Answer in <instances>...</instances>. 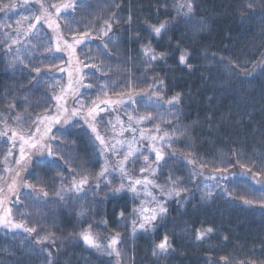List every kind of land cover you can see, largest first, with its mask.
<instances>
[{"label":"trees","instance_id":"obj_1","mask_svg":"<svg viewBox=\"0 0 264 264\" xmlns=\"http://www.w3.org/2000/svg\"><path fill=\"white\" fill-rule=\"evenodd\" d=\"M11 1L0 0V7ZM63 1L41 0L46 6L51 3L61 5ZM32 2V8L40 14L39 3L37 0ZM249 3L254 6L247 7ZM177 5L178 0H86L75 7L65 21L55 15L54 9L51 10L52 19L60 25L59 33L69 41L74 33L90 31L95 35L105 21L113 25L110 35L119 34L114 48L109 45L105 49L98 37L94 40L86 38L83 44L75 46L71 60L68 49L61 51L64 56L60 55L65 61L63 73L65 75L74 66L76 71L79 69L77 79L83 76L85 84L94 81L92 88L81 87L79 93H92L96 88L105 86L106 97L112 100L126 99L129 91L133 95L142 94L163 80L161 95L171 98L177 93L181 94L180 118L175 125L193 129L187 138L175 137L173 140L172 148L179 152L178 155L184 157L191 152L210 162L209 167L204 168L210 172H214L212 165L219 166L223 160L227 172L233 174L240 169L245 170L251 175L256 173V178L264 182V75L260 74L259 66L253 68L261 61V53H264V3L261 0H194V19L187 24ZM162 23H166L167 28L157 37L153 27ZM201 23L203 30L194 32L192 25ZM43 24L55 40L58 33L49 29L45 21ZM146 45L157 53H164V59L152 61L149 66L146 63L148 58L143 54ZM109 52L111 54L107 55ZM184 52L189 54L191 71L179 63V57ZM221 57L224 63L244 67L235 69L238 75L230 77L224 63L220 62ZM77 58L82 63L77 64ZM87 64H95L107 71L102 73L95 67H85ZM245 67L253 72L252 76L244 74ZM24 73V70L19 73L12 71L4 52L0 51V115L8 116L14 112L30 119L49 115L44 106L51 109L55 105L49 87L41 82L38 91L29 92L30 85ZM222 78L228 79L232 87L221 89L219 84ZM21 80L24 85L16 91L17 82ZM19 92L25 93L27 99ZM120 93L125 95L121 96ZM210 96L214 97L211 101ZM10 103H15L16 108H9ZM112 116L110 112L105 113V123ZM228 116L231 119L225 120L224 117ZM72 119L68 126L63 127V121L52 125L50 135L55 134L58 138L48 142L52 144L54 152L70 157L73 168L88 173L90 183H97L101 181L100 178L97 181L93 176L100 173L102 160L89 132L78 119ZM47 122L48 125L50 121ZM47 125H42L41 131ZM72 125L77 127L73 128ZM100 130L102 135L108 136L109 127L105 129L100 125ZM62 133L63 140L60 139ZM6 139L5 136L0 138V168L4 166L2 161L9 150H19V143L13 147ZM32 150L33 155L22 166V180L45 186L49 192L48 199L55 200L57 197L53 193L62 186L61 176L57 173H63V186L66 188L72 175L68 171L69 165L57 156H49L46 150ZM236 152H239V156ZM43 155L46 159H41ZM167 161L163 165V172H160L161 180L167 182L170 175L174 179L179 178L182 187L188 193L192 191V197L183 203H169L167 218L163 222L157 221L158 227L154 231H136L133 235L131 216L132 209L136 208L134 199L124 190L113 194L103 185L97 190H88L87 195L83 194L84 198L78 202L70 201L63 207L50 205L42 209L46 215H33V221L39 220L40 225L51 228V217L55 210L57 227L52 230L60 237L57 243L63 245L60 264H112L111 258L90 250L78 238L77 234L87 229L89 224L100 242L107 243L111 236L120 233L122 243L118 244V248L123 252L121 264H251L252 261L258 264L264 259V207L260 206L264 200V190L249 178L234 175L232 182H226L227 195L218 194L209 203H203L194 194L189 166L173 158ZM16 165L19 166L15 162ZM81 165L84 166L82 169ZM30 191L23 187L19 192L21 202L9 203L14 215L17 209L33 213V209L26 207L30 200L23 196ZM245 199L254 203L246 205ZM14 200L15 197L11 201ZM81 204L90 208L84 217L75 214ZM122 209H126V221L117 219ZM15 218L19 219V216ZM102 220H107V224L101 223ZM209 227L214 231L198 241L197 233ZM7 234L11 236L0 233V264H12L5 250L17 246L19 239H14L11 232ZM70 234L73 237L71 242L66 239ZM165 235L175 251L157 259L152 255L153 247ZM28 264L42 262L32 258Z\"/></svg>","mask_w":264,"mask_h":264},{"label":"snow or ice","instance_id":"obj_2","mask_svg":"<svg viewBox=\"0 0 264 264\" xmlns=\"http://www.w3.org/2000/svg\"><path fill=\"white\" fill-rule=\"evenodd\" d=\"M27 2V0H26ZM264 3V0H261ZM39 3L40 14L34 17L36 23H30L28 26L27 36L29 37V43L32 45L31 47L25 46L23 49L24 54L21 55L22 49L19 47H15L17 44H20L21 41L19 39V31H17V36L13 37L10 33L5 32L4 38L0 39V51H3L6 56H9V68L16 69L18 65H22L23 69H27L28 71L24 73L25 78L28 81L30 87L28 88L29 92L38 91L41 81L45 79L44 76L41 75L44 68L41 66L43 65V60L39 62V64L34 63L36 59V52H39L40 48L43 46L42 44H37L35 41L36 33L33 32V29L36 28V24L40 23L41 20H44L47 23L48 28L52 29L53 31L57 32V36L55 37V52L64 51V49L69 50V59L71 60L72 55L75 54V46L83 44L86 38L95 39V38H103L107 37V40H102L103 47L105 49L109 48V45H112L113 48L116 46V42L119 40V34L112 33V23L109 21L104 22V26L100 28L99 33L93 35L90 31H84L79 34H73L71 41L65 39L62 34L59 33L60 25L56 23L52 19V11L55 10V15L59 17L61 9L67 7L75 8V3L71 4H57L51 3L47 6L41 2V0H37ZM118 6V5H117ZM254 5L249 3L247 7L252 8ZM178 8L183 9L186 8L187 11L183 13L186 17L184 23L187 24L189 21L194 19V0H183V2L178 4ZM113 17H115V13H113ZM24 19H28V17H24ZM128 21H131V16L128 17ZM20 21H17V24H20ZM5 27L11 28L12 25H6ZM69 30L71 31V25L68 26ZM194 32H199L203 30V24H193L192 25ZM167 28L166 23L159 24L158 26L153 27V32L157 37H160L162 32H164ZM52 53L53 47L51 43H49L46 47H44V52H40V55L43 56L44 53ZM111 53H107L110 55ZM143 54L147 57L146 63L150 66L152 61L157 59H164V53H157L150 45H146L143 48ZM188 53L184 52L179 57V63L189 69L191 71L192 65L188 62ZM262 59L258 62V64H254L253 68L257 66L261 69V75H264V53H261ZM91 59V57H89ZM221 63H224V58L221 57ZM82 63L77 58V64ZM85 67H95L97 71L105 73L107 69L99 67L95 64H87ZM224 67L230 77L237 76L238 73L235 71L238 67H244L243 65H238L236 63H224ZM48 71H51V66L48 67ZM60 71H64L63 68L59 69ZM35 73V75H32ZM244 74L246 76H252L253 72L248 68H244ZM69 75V87L72 84L73 73L70 71ZM77 75H79V69H77ZM94 75V74H93ZM211 79V77H209ZM77 84L81 87L85 88H92L94 85L93 82H89L87 84L84 83L83 76H79L77 79ZM160 85H163L164 81L160 80L158 82ZM18 88L16 91L19 90L20 86L24 85V81H18ZM221 89L231 88L232 84L228 79L222 78V82L219 84ZM162 89H157L156 95L157 100L154 104V108L156 109H164L166 113L164 119L171 123V120H179V113L180 108L179 104L181 101V94L177 93L171 98H166L165 96L161 95ZM100 93L98 94L96 99L91 100L88 104H85L83 101H79V108L72 109L71 113L69 114V110L67 107L64 106L61 101L64 99L63 96H54L57 101V113L55 115H43L37 116L35 120H29L22 114H16L14 116V123L15 127L8 128L7 132H0V137L8 136V132L11 133L8 136V140L12 142L13 147L16 146L17 138H19V153L20 157L16 161L17 164H20L22 161H26L25 146L27 145L28 148L36 149L38 151H47L49 156H57L59 159L65 161L66 164L69 165L68 171L72 173V175L68 178L69 183L65 188L63 186V173L58 172L57 175L61 176V183L62 186L59 191H55L53 194L57 197L55 200H49V192L45 190V186L43 185H34L29 183L27 179L22 181V186L32 191L28 192L26 195L30 200V203L26 204V207L33 209V213H28L25 211H21L17 209L16 214H13V209L11 207H6L5 205L11 201V197H15L14 203L21 202V196L16 191V182L13 181L11 185H8L7 193H5L3 188H0V209H2V214H0V228L7 230L8 232L13 233L14 239L19 237L17 240V246L9 247L6 249L7 257L10 258L12 264H28V261L32 258H36L42 262V264H60V252L63 247L62 243L58 244L57 241L59 240V236L57 235L55 229L57 227L56 224V216L55 210L53 209V215L51 217L52 225L51 228H45L40 225L39 220L33 221V215L40 217L42 215H46V213L42 212V209L48 208L50 205H57V206H66L69 201L72 200H82L84 196L87 195V191L85 186L89 183V174L85 171H77L76 168L71 166L70 157L64 156L61 153H57L53 151V146L48 141H55L57 140V136L52 133V125L60 124L63 121V125L68 126L71 124V118L76 117L78 115H82L84 119V123L88 125L91 133L94 136L95 141L99 142V153L101 156L106 155L108 152H112L113 154L120 156L117 162L113 164V169L118 170L121 173L122 180L126 181V183L122 182L119 187L112 188L111 191L113 194H118L123 190H127L132 193H136L139 195L140 192H143L145 195L150 197V200L147 204L151 206H146L145 202H141V204L132 209V226H133V235L137 231V229L142 231H154L158 225L157 221L163 222L167 218L168 207H167V200L173 198H179L183 192H186L187 189L182 187V182L179 178H173L171 175L168 177V181L161 185L156 183L155 179H150L145 176H141L140 178H134L132 175L129 174L128 169L132 167L136 160L139 158L138 156V149L134 148L133 145L136 143L135 135H133V139L130 142H127V150L125 152H120L116 149V144H124L125 141L122 140H115V143L110 141L106 138L105 135L101 134L100 125L104 124L105 129H107L108 125H112V121L109 120L107 123L104 121V117L100 116L101 112L107 111L108 108H101L100 105H107L111 107L114 104L123 105L126 103L125 100H117L113 101L111 99H106L104 97L107 96V92L104 91V86L100 87ZM11 94V92H10ZM20 96H24L27 99V95L23 92H19ZM76 95H79L78 90ZM121 96L125 95L124 93H120ZM128 100H132L131 92L127 93ZM214 99V97H209V101ZM164 105H168L167 108H164ZM9 108L15 109L16 104L10 103L8 105ZM45 112H51V109L45 105ZM115 110V109H113ZM67 114V115H66ZM225 120H230L231 117H224ZM44 120L50 121V123L41 131L40 124L43 123ZM129 122L133 121V116L128 115ZM146 120H153V116L151 113L143 116H136L135 123L129 124L128 128L121 129V135L124 131H131L133 134L137 131L136 125L142 124ZM122 125V121H118ZM33 126H35V130L33 131ZM72 127H77V125H72ZM115 125H112V128L115 129ZM193 129L189 127H179L178 125H173L171 130L164 131L161 135V129L157 125L155 127L154 133H149L148 138L151 140V143L148 145V149L151 153L155 154V159L150 160L149 155L139 153V155H143V159L145 162L146 167H141L140 172L141 174L148 172L151 177H155L157 171L163 172V165L168 163L167 159L165 158V154L163 152V146L166 144L168 147H172L173 138L174 137H185L191 135ZM57 132H60V129H57ZM71 134V133H69ZM140 138L143 140L145 139L144 132L140 131ZM60 139L63 140V133L60 136ZM157 141H161V144H158ZM59 147V145H57ZM239 156V152L235 153ZM8 155H11V150H9ZM169 155H174V153H170ZM184 160L187 161L189 165H192V169L190 171V179H194L196 176H204L205 180H212L216 181L217 183L214 185H209L207 183L204 184V191L201 194V200L207 201L213 196V192L217 185L219 184L220 180L227 179V176H220L217 177L215 175H205L203 172L204 168L209 167L210 162L203 161L196 155H193L191 152L188 155L182 157ZM7 160V157H5ZM224 161L221 160L220 165H212L214 172L219 173H226L227 168L223 166ZM26 166V165H25ZM81 169L84 167L83 165L80 166ZM199 169V170H197ZM7 171V169H6ZM108 171V164L102 167L100 173L97 176H93V179L99 181L100 177H103L105 173ZM251 172V168L248 169ZM20 172H16V176H19ZM256 173H253L255 176ZM99 182L96 184V188H99ZM157 189L159 191L160 197H165V199H160L158 196L154 195L152 191L149 189ZM91 190V189H88ZM76 192V193H83L84 196H76V197H68L65 199V192ZM224 192L227 190L224 189ZM10 194V195H9ZM178 203L180 201L178 200ZM244 203L246 205H252L254 201L245 199ZM261 207H264V200L260 203ZM126 209L120 210L117 219L119 221H126L125 217ZM90 212V208L83 204L80 205L79 209L76 210L75 214L78 217H84L86 214ZM15 216H19V219H16ZM101 223L107 224V220H102ZM38 228L40 229L38 231ZM213 228L209 227L202 232H198L196 235V239L202 240L206 235H210L213 232ZM21 233L27 235H20ZM60 235H63L61 233ZM78 238L82 240L89 248L96 249L97 251L101 252L103 255L106 256H115L116 257V264H121V258L123 256V252L117 247L118 244H121L122 241L120 239V233H116V235L111 236L109 242L105 245L98 241L97 237L92 232V225L89 224L88 228L79 232ZM72 234L66 239L71 242ZM227 239V237H225ZM175 249L169 243L168 236L165 235L163 240L159 243L155 244L153 247L152 255L157 259L169 256ZM222 259H227L223 258ZM251 264H257L256 261H252ZM258 264H264V259L260 260Z\"/></svg>","mask_w":264,"mask_h":264},{"label":"rangeland","instance_id":"obj_3","mask_svg":"<svg viewBox=\"0 0 264 264\" xmlns=\"http://www.w3.org/2000/svg\"><path fill=\"white\" fill-rule=\"evenodd\" d=\"M86 0H64L63 4H71V3H75L76 7L85 3ZM183 2V0H178V4ZM32 0H13L11 1L9 4L0 7V39L4 38V33L8 32L10 33L13 37L17 36V31H19V39L21 41L20 44H17L15 47H19L22 49L21 55L24 54L23 49L25 46L31 47L32 45L29 43V37L26 35L27 31H28V26L30 23H36L34 17L36 15H38L34 9L32 8L31 4H32ZM178 8V5H177ZM73 7H67V8H62L61 12H60V17L62 18L63 21L68 20L71 16V13H73ZM180 12L184 13L187 11L186 8L180 9ZM24 17H28V19H24ZM17 21H20V24H17ZM43 21L41 20L40 23L36 24V28L33 29V32L36 33L35 36V41L37 44H42L43 46L40 48L39 52H36V59L34 60V63L39 64V62L41 60H43V65H41L44 68V71H42L41 75L45 77V79L41 82H43V84L47 87H49L50 92H51V96L53 97V99L55 100V105L53 104V107L51 108V112H49V115H55L57 113V101L54 98V96H63L64 99L61 101V103L64 104L65 107L68 108L69 110V114L71 113L72 109L74 108H79V101H83L85 104H88L91 100L96 99L98 94L100 93V88H96L95 90H93V92L91 93H87V92H81L79 93V95H76L77 90L79 91L81 89V86L77 84L76 79H77V71L75 70V67L72 66L70 70H68V73L71 71L73 73V78H72V84L71 87H69V75L68 73H63V71H60V68H63V66L65 65V61L63 58V54L61 52H55V40H53V37L51 36V34L49 35L47 33V29L43 26ZM6 25H12L11 28L5 27ZM99 33V32H98ZM97 34V33H96ZM95 34V35H96ZM110 35V33H109ZM101 41L102 40H107V37H103L102 39L99 38ZM94 40V39H91ZM49 43H51V46L53 47V52L52 53H44L43 56L40 55V52H44V47H46ZM103 44V43H101ZM62 54V55H60ZM5 58L8 60V64H9V56L5 55ZM51 66V71H48V67ZM23 66L22 65H18L16 69H11L12 71H16V72H20L22 71ZM24 72L26 73L28 70L27 69H23ZM32 75H35V73H33ZM161 89V85L158 83H155L153 85V88L147 92H144L142 94H137V95H132V100H128V98L123 99L126 101V103H124L123 105H119V104H114L111 107L107 106V105H103L101 104L100 107L101 108H108L107 111L101 112L100 116H103L105 113H112L113 116L110 118V120L112 121V125H115V129L112 128V125H108L109 127V133L108 136L106 137L107 139H109L110 141H112L113 143H115V140H122L125 141L126 143L124 144H116V149L120 152H125L127 150V142L132 141L133 139V135H135V139H136V143L133 145L134 148L138 149V156L139 158L136 160L135 164L130 167L128 169L129 174L132 175L134 178H140L142 175L145 177H148L150 179H155L156 183L158 184H165L166 182H163L160 178V171H157L156 176L155 177H151L149 175L148 172H145L143 174H141L140 169L141 167H146L144 159H143V155H139V153H143L146 155H149L150 160L155 159V154L151 153L148 149V145L151 143V140L148 138V134L154 133L155 131V127L158 125L161 129V135L163 134L164 131H169L171 130V128L173 127V125H175L176 120H171V123L167 122L164 117L166 115V113L164 112V109H156L154 108V104L157 100L156 95H154V93H156L157 89ZM104 91H106V87L104 86ZM127 97V96H126ZM106 99H109L108 97H104ZM112 100V99H111ZM117 100H121V99H114L113 101H117ZM136 100V101H135ZM115 106H117V109H115ZM168 105H164V108H167ZM117 111H115V110ZM151 113L153 116V120H146L144 121L142 124L140 125H136L137 131L135 132V134H133V132L131 131H124L123 134L121 135V129L123 128H128L129 124L135 123V117L136 116H143V115H147ZM17 113L14 112H10V114L7 115H0V132H7L8 128L10 127H15V123H14V116ZM67 115V114H66ZM123 115V118H122ZM128 115H132L133 116V121L129 122L128 120ZM26 117V116H25ZM77 117V118H76ZM75 118L76 120L78 119L82 125L86 128V130L89 132V134L91 135L93 144L95 145L97 151L99 149V142L95 141L93 134L91 133L90 129L88 128V125L84 123V119L82 117V115H78ZM29 120H35V119H30L27 118ZM73 121V119L71 118V122ZM118 121H122V125L120 123H118ZM108 122V121H107ZM47 121L44 120L43 123L40 124V128L42 127V125H47ZM63 125V123H62ZM102 126H104V124H101ZM65 125H63L64 127ZM140 131L144 132V136L145 139H141L140 138ZM11 133L8 132V136H10ZM8 136H5L7 139L6 141L10 143V145L13 146L12 142L8 140ZM1 138V137H0ZM175 139V137L173 138V140ZM19 143V138H17L16 144ZM158 144H161V141H157ZM26 151H25V156H26V160L33 155L34 150L32 149H28L27 146L25 147ZM16 149V148H15ZM163 152L165 154V158L166 159H175L178 163H184L187 166H189V172L192 169V165H189L187 163L186 160H184L181 156H179V152L175 151L172 147H168L166 144H164L163 146ZM170 153H174V155H169ZM44 156V155H43ZM98 156L101 158L102 160V167L105 165V163L108 164V171L105 173V175L103 177H100L99 181V185H103L107 188H109L111 190V188H116L119 187L120 184L122 182L126 183V181L122 180V176L121 173L118 170H114L113 169V164L115 162H117L119 159H121L120 156H117L115 154H113L112 152H108L106 155L101 156L99 151H98ZM7 160H5V158L3 159L2 163L4 164V166H2L0 168V188H3L5 193H7V189H8V185H11L13 183V181L16 182V191L19 193L21 191V189L23 188L22 186V179L23 177H21V174L19 176H16V172L19 171L21 173L22 170V166L25 163V161H22V163L15 166V162H16V158L19 159L20 157V153L19 150L14 151L11 150V155H8L7 153ZM41 159H46V157H42ZM14 167V168H13ZM7 169V171H6ZM199 170V169H197ZM203 172L205 173V175L211 176V175H215L217 177H220L222 175L227 176V179L224 180H220L219 184L217 185V187L215 188L214 192H213V196L221 194V195H227V192H224L223 190L225 189V185L226 182H232L233 181V177L234 175H240V176H245L247 178L250 179V181L252 183H254L255 185L259 186L260 188H262L264 190V182L260 181L259 179L256 178V176L251 175L250 173H248L245 170H238L235 173H230V172H226V173H216V172H210L207 171L206 169H203ZM191 182L193 183V191L194 194H197L199 196V199L201 200V194L204 191V184L207 183L209 185H214L217 182L216 181H212V180H205L204 176H196L194 179H191ZM96 182L93 183H88V185L85 186L86 191H88V189H91V191L93 190H97L98 188H96ZM150 191L153 192L154 195L158 196L160 199H165V197H160L159 196V191L157 189H149ZM126 194L130 195L133 199L134 202L136 204V207H138L141 202H145L146 206H151L150 204H147V202L150 200V197H148L147 195H145L143 192H140L139 195L136 193H132L129 192L127 190H124ZM191 190H189L186 192H183L181 194V196L179 198H173V199H168L167 200V205L169 203L172 202H178V200L180 201V203L185 202L186 200L191 199L192 194H191ZM10 195V194H9ZM83 196V193H76V192H65V199L67 200L68 197H76V196ZM23 196H27V195H23ZM213 196L207 200H201L203 203H209L211 201V199L213 198ZM14 197H11V200ZM78 202L79 200H72V202ZM11 202V201H10ZM9 202V203H10ZM70 202V201H69ZM9 203H7L5 206L9 207ZM0 214H2V209H0ZM3 231V232H2ZM142 230L137 229V232H140ZM9 233L7 230L0 228V233L1 235L4 236H11V234H7ZM22 235V234H20ZM19 238V237H17ZM87 248H89L82 240H80ZM100 242V241H99ZM109 242V241H108ZM107 242V243H108ZM102 244H107L104 242H101ZM118 247V245H117ZM92 251H96L98 254L103 255L101 252L97 251L96 249L93 248H89ZM106 256V255H105ZM109 257V256H107ZM112 260V264H116V257L115 256H111L109 257Z\"/></svg>","mask_w":264,"mask_h":264}]
</instances>
